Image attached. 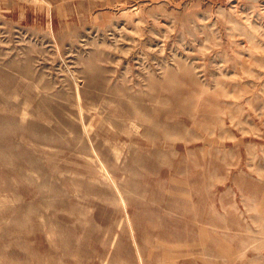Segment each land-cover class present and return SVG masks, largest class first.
<instances>
[{"label": "rangeland", "instance_id": "1", "mask_svg": "<svg viewBox=\"0 0 264 264\" xmlns=\"http://www.w3.org/2000/svg\"><path fill=\"white\" fill-rule=\"evenodd\" d=\"M0 264H264V0H0Z\"/></svg>", "mask_w": 264, "mask_h": 264}]
</instances>
